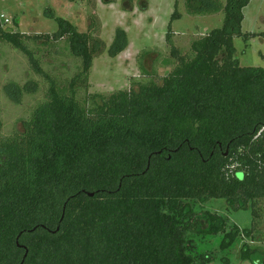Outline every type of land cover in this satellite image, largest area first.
<instances>
[{"label":"trees","instance_id":"trees-1","mask_svg":"<svg viewBox=\"0 0 264 264\" xmlns=\"http://www.w3.org/2000/svg\"><path fill=\"white\" fill-rule=\"evenodd\" d=\"M249 2L185 0L189 16L223 12L221 28L183 53L173 41L174 8L168 57L156 59L170 72L158 83L157 61L145 68L152 51L142 50L140 79L107 96L88 92L94 21L79 33L56 19V33L33 37L0 23V49L17 50L47 83L20 131L5 138L0 121V264H209L189 235L222 234V251L240 235L264 244V69L240 67L233 48L234 37L249 36L241 32ZM64 38L80 66L61 87L27 41ZM127 44L117 29L108 56ZM37 90L29 81L5 93L20 103ZM214 199L250 209V228L227 232L225 219L208 212L202 220L196 205ZM263 255L245 246L240 259L264 264Z\"/></svg>","mask_w":264,"mask_h":264},{"label":"rangeland","instance_id":"rangeland-1","mask_svg":"<svg viewBox=\"0 0 264 264\" xmlns=\"http://www.w3.org/2000/svg\"><path fill=\"white\" fill-rule=\"evenodd\" d=\"M175 1L176 6H174ZM218 1L225 4V0ZM174 8L180 19L174 21L171 26L174 33L173 41L183 53L189 52L193 41L222 26L223 12L214 15L189 16L185 0H76L73 2L69 0H0V16L9 20L3 29L17 31L25 37L52 36L58 31L56 19L69 22L79 33H87L94 21L93 42H97L99 46L90 69L88 92L105 96L127 90L133 79H140L141 75L136 62L142 50L152 51L149 59L143 63L147 69L153 67L152 60H156L157 57L161 60L168 57L165 34ZM242 13L241 32L249 36L233 38L234 59L240 67L264 69V0H250ZM13 21L17 22V28H14ZM117 29L125 32L128 44L123 52L111 58L107 54V49ZM43 42L44 39L35 43L27 41L36 51L43 70L53 76L61 87L65 86V81L78 72L80 61L68 51L66 38L49 44H43ZM155 69L159 83L160 79L170 72L171 67H163L157 61ZM29 81L36 82L38 90L33 94H24L20 103L12 100V95L8 96L5 93L8 84L15 83L23 86ZM46 90L47 83L32 72L26 57L9 45H2L0 49V121L3 137L8 138L20 131L21 121L28 119L33 109L44 100ZM82 97L83 92L79 98ZM196 212L197 215L202 216V220H204L205 212L224 218L227 232L234 226L240 230L249 229L252 222L250 209L238 210L236 206L229 207L224 200L219 199L197 204ZM261 214L264 219V212ZM261 230H264V225L261 226ZM190 237L198 247L199 253H206L212 258L209 264H251L249 261L240 259L241 251L245 246L264 252V244L250 243L249 239L242 235L224 251L219 249L222 234L205 237L191 234Z\"/></svg>","mask_w":264,"mask_h":264},{"label":"built area","instance_id":"built-area-1","mask_svg":"<svg viewBox=\"0 0 264 264\" xmlns=\"http://www.w3.org/2000/svg\"><path fill=\"white\" fill-rule=\"evenodd\" d=\"M0 23H1V26L3 27L9 23V20L5 18L4 16H0Z\"/></svg>","mask_w":264,"mask_h":264},{"label":"water","instance_id":"water-1","mask_svg":"<svg viewBox=\"0 0 264 264\" xmlns=\"http://www.w3.org/2000/svg\"><path fill=\"white\" fill-rule=\"evenodd\" d=\"M92 196V195H91Z\"/></svg>","mask_w":264,"mask_h":264}]
</instances>
